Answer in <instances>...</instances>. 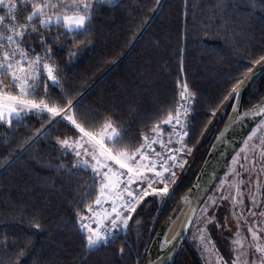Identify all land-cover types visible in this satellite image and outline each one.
Wrapping results in <instances>:
<instances>
[{
	"label": "snow or ice",
	"instance_id": "1",
	"mask_svg": "<svg viewBox=\"0 0 264 264\" xmlns=\"http://www.w3.org/2000/svg\"><path fill=\"white\" fill-rule=\"evenodd\" d=\"M116 4L117 0H0V126L5 128L0 170L10 171L33 153L28 159L55 176L80 178L77 188L82 190L72 219L83 255L73 260L88 264L93 252L117 243L129 235L132 225L141 224L138 209L153 202L165 205L175 196L173 186L191 167L189 158L201 138L227 116L211 145L214 151L231 143L230 129L249 130L240 133L230 158L219 152L220 174L213 168L197 175L160 231L156 230L160 208L145 228H137L138 235L148 233L151 243L143 245L133 264H176L185 234L197 242L203 264H264V95L246 109L241 103L245 90L264 78V0H212L207 6L183 0L174 93L141 124L135 138L129 137L114 112L84 104L87 93L68 87L57 59L63 44L70 45L69 62L81 46L88 49L90 38L97 35L96 18L105 6ZM163 6L162 0H155L153 16L132 34L134 40L143 36ZM257 19L260 39L253 45ZM208 36L222 42L215 63L231 65L235 60L236 66L221 78L216 94L205 98V119L197 133L195 112L201 94L188 81L184 56L190 39L202 41ZM33 116L40 118L39 128L19 138L13 135L21 127L29 128L26 117ZM60 124L67 131L51 135V146L61 159L42 163L38 142ZM25 164L26 171H35ZM46 181V186L57 188L54 176ZM185 206L187 212L169 239L168 232ZM6 215L27 220L29 233L0 229V264H53L33 243L37 232L48 229L40 210L28 212L23 205L10 204ZM213 231L229 241L226 252L213 240ZM118 251L123 258L124 244Z\"/></svg>",
	"mask_w": 264,
	"mask_h": 264
},
{
	"label": "trees",
	"instance_id": "2",
	"mask_svg": "<svg viewBox=\"0 0 264 264\" xmlns=\"http://www.w3.org/2000/svg\"><path fill=\"white\" fill-rule=\"evenodd\" d=\"M197 2L207 6L212 0ZM162 3V10L150 20L147 31L139 39L134 40L132 34L138 33L145 20L153 16L150 9L155 5V0H118L114 6H105L95 20L97 35L90 38L92 44L88 49L81 46L77 57L70 62L67 58L70 45L63 44L62 41L56 45L60 47L63 44V51L57 59L67 77L68 87L87 93L84 98L85 105L95 104L114 112L128 128V135L132 138L138 136L141 124L151 117V113L159 104L171 99L175 90L178 50L181 46L178 29L183 0H162ZM254 25L256 40L252 41V44L256 45L260 39V20H255ZM221 44V41L212 36L203 37L202 41L190 39L187 43L184 56L187 78L192 87L201 94V104L197 105L195 112L197 133L205 119V98L211 99L216 94L221 78L230 68L236 66L235 60L231 65L215 63V55L221 51ZM263 94L264 78H261L248 95L245 108ZM39 120L40 118L35 116L26 117L30 127H21L13 135L18 138L30 135L35 128L40 127ZM224 120L225 117L216 127L210 126L206 138H201L193 157L189 158L191 167L186 169V174L180 173V178L173 186L176 189L175 196L165 205L153 202L138 209L142 213L141 224L132 225L129 235L121 237L117 243L93 252L88 257V264H133L137 253L143 250V245L150 243L148 233L141 232L138 235L137 228H145L149 217L155 218L157 208H160L161 214L156 223V230L158 229L175 203L193 183ZM66 131L63 124H60L47 138L40 139L38 147L41 150L42 163L48 160L55 163L61 159L51 146V135ZM4 133L5 128L0 126V142ZM32 154L29 153L25 161L31 164L35 171H26L25 161L14 165L8 172L0 170V229H7L10 233H29L27 220L12 219L6 215V211L10 204L23 205L28 212L38 208L46 218L48 229L37 232L33 243L41 249L42 255L53 261V264H75L73 257L83 255L79 249V234L72 219L73 206L79 198V191L82 190L77 188L80 178H72L69 181L55 176L47 167L29 160L28 157ZM49 176H54L57 188L46 186V178ZM217 234L213 231L212 237ZM217 238L222 239V236L218 235ZM190 240L200 255L196 241L191 235ZM122 244L125 246L123 258L118 251ZM128 245H131V250ZM219 246H222L221 242ZM176 264L201 263L190 247L184 244Z\"/></svg>",
	"mask_w": 264,
	"mask_h": 264
},
{
	"label": "water",
	"instance_id": "3",
	"mask_svg": "<svg viewBox=\"0 0 264 264\" xmlns=\"http://www.w3.org/2000/svg\"><path fill=\"white\" fill-rule=\"evenodd\" d=\"M260 79H261V78H260ZM260 79H258L257 82H258ZM257 82H256V83H257ZM255 85H256V84H255ZM255 85H254V86H255ZM254 86H253L252 88H250V89L245 90V92L242 94V97H241V103L243 104L244 108H245V102H246V99H247L248 95L250 94L251 90L254 88ZM263 95H264V94H263ZM259 99H260V98H259ZM259 99H258V100H259ZM256 102H257V101H256ZM256 102H254L253 104H255ZM250 106H251V105H250ZM250 106H249V107H250ZM245 109H246V108H245ZM230 111H231V109H229V112H230ZM227 119H228V117L225 116V120H224V121H227ZM223 127H224V122H223V124H222V126H221L220 129H222ZM248 130H249V129H248L247 126L243 127L242 129H236V128L230 129L229 132L227 133V137H228V139L231 141V143H230L229 145H226V146H221V148H220L219 150H216V151H214V150L212 149V147H211V145H212V143H213V141H214V140H213L212 143H211V145H210V147H209L208 153H207V155H206V157H205V159H204V161H203V163H202V165H201V167H200V169H199V171H198V174H200V173H201L202 171H204L205 169H207L209 172H211V171L213 170V168H216V170H217V174H220V169L216 167V160L219 158V152H220V151H225V155H226V157H227V158H230V153L233 151V149L235 148V146L239 143L240 133H241V132H247ZM219 131H220V130H219ZM219 131H218V132H219ZM214 139H215V138H214ZM198 174H197V175H198ZM197 175H196V177H195L193 183L196 181V179H197ZM179 200H180V198H179ZM179 200H178L176 203H178ZM176 203H175V204H176ZM174 206H175V205H174ZM171 211H172V209H171ZM171 211L169 212V214L171 213ZM184 212H187V206H185L184 211L181 212L179 220L176 221V224L173 225L172 228H171V230L168 232V238H169V239H171L172 236H173V234L175 233L177 227L179 226L180 220H182V219L184 218ZM169 214H168V215H169ZM168 215H167L166 218L163 220V222L160 224V226L158 227L157 231H160V230H161V228H162V226L164 225V222H165V220L167 219ZM154 235H155V234H154ZM150 243H151V242H150ZM184 244H187V245L190 247V249H191V251L193 252V254L195 255V257L199 260V262H200L201 264H203V261H202L200 255H199L197 249L194 247V245L192 244V242H191V240H190V235H189V234H185L184 239L181 241L180 245L178 246L177 251H176V254H175V261H176L178 255H179V252H180L181 247H182Z\"/></svg>",
	"mask_w": 264,
	"mask_h": 264
},
{
	"label": "rangeland",
	"instance_id": "4",
	"mask_svg": "<svg viewBox=\"0 0 264 264\" xmlns=\"http://www.w3.org/2000/svg\"><path fill=\"white\" fill-rule=\"evenodd\" d=\"M118 1V0H117ZM218 235L221 237L222 235H220L219 233L213 238V240L217 243V246L221 249V251H222V253L223 252H226V250H225V248H223V247H225V245H222V246H219L218 245V243H219V240H221V239H218L217 237H218ZM222 239H223V236H222ZM196 244H197V242H196ZM222 248H223V250H222Z\"/></svg>",
	"mask_w": 264,
	"mask_h": 264
},
{
	"label": "flooded vegetation",
	"instance_id": "5",
	"mask_svg": "<svg viewBox=\"0 0 264 264\" xmlns=\"http://www.w3.org/2000/svg\"><path fill=\"white\" fill-rule=\"evenodd\" d=\"M220 242L222 243V245H225L224 248L227 251L228 250L229 241L227 239H225V237H224V239L219 240V243ZM219 243H218V245H219Z\"/></svg>",
	"mask_w": 264,
	"mask_h": 264
}]
</instances>
